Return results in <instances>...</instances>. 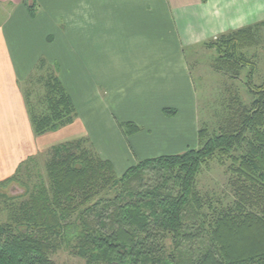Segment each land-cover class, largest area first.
<instances>
[{"label":"trees","instance_id":"trees-1","mask_svg":"<svg viewBox=\"0 0 264 264\" xmlns=\"http://www.w3.org/2000/svg\"><path fill=\"white\" fill-rule=\"evenodd\" d=\"M24 5L35 18L37 6ZM262 28L256 23L205 44L217 55V72L238 79L250 69L249 102L232 98L214 129L200 124L199 148L141 161L119 177L93 141L81 138L51 148L47 183L29 187L20 169L0 182V212L8 208L0 222V264H56L53 256L64 247L86 264H264V81L254 84L257 63L246 54L260 44ZM44 68L46 76L39 73ZM33 75L46 106L42 112L27 89L35 136L72 125L78 112L58 64L41 59ZM163 113L174 117L177 110ZM119 127L126 136L141 131L131 122ZM213 162L229 176L235 198L229 208L198 188ZM13 183L26 185L23 196L1 192ZM204 235L200 254L186 256Z\"/></svg>","mask_w":264,"mask_h":264},{"label":"crops","instance_id":"crops-1","mask_svg":"<svg viewBox=\"0 0 264 264\" xmlns=\"http://www.w3.org/2000/svg\"><path fill=\"white\" fill-rule=\"evenodd\" d=\"M25 1L0 0V182L18 161L56 146L35 136L21 87L41 59L61 66L80 115L58 132L62 143L90 138L122 175L198 145L186 49L264 21V0H29L35 18ZM128 122L142 131L124 135L118 123Z\"/></svg>","mask_w":264,"mask_h":264},{"label":"rangeland","instance_id":"rangeland-1","mask_svg":"<svg viewBox=\"0 0 264 264\" xmlns=\"http://www.w3.org/2000/svg\"><path fill=\"white\" fill-rule=\"evenodd\" d=\"M259 36L260 44L252 49H249L248 52L246 51L247 57L257 63V68L254 72L255 76L253 81L256 85H260L264 81V28L261 29ZM206 43L201 44L200 46H193L194 48H187L185 53L189 63L190 74L194 84L196 99L198 101L197 106L199 115V127L200 124H203L210 129H214L217 124L216 121H218L222 114L225 112V107L232 98L239 97L245 103L249 102V95L247 90V76L250 69L244 70L238 79L231 78L226 74L217 72L214 69V60L216 59L217 55L214 50H210L206 47ZM43 59L47 61L45 58ZM36 67L37 65L32 70V77H29L25 82H23L21 84V87L23 94L27 93V89H29V91H32L31 101L36 104L43 112L44 109H46V106L44 103L42 104L41 102L44 98L45 90L43 85L37 81V76L33 75L36 73ZM58 67L59 76H61V66L58 64ZM45 68L41 69L39 72L44 76H46V72H48ZM30 78L35 79H33L34 81H32ZM74 79H78L76 81L80 85L79 92L82 93V79L79 78L78 75H76ZM237 91L239 92L238 95L236 94ZM79 116L80 115H78L76 121L72 125H68L63 129L73 127L74 124L79 120ZM87 127L89 128L90 126H88L87 124ZM95 130V125L89 128L90 133H92V131L94 132ZM120 130L123 133V130ZM59 131L47 133L43 135L42 138L51 145H58L65 141V136H61L62 133H58ZM197 148H199V142L195 149ZM50 150L51 148L48 150H41L40 152L38 151V153L34 154L33 156L25 158L26 160L23 161L22 159L18 161L14 171L10 174L9 178L16 175V173L20 169V173L18 172V175H22L23 179L21 178V175L20 178L23 180L24 183L29 185V187L34 188L35 186L40 185L42 182L47 183L48 174L46 171V162L48 161ZM138 163H136L134 166H136ZM122 175L118 176L121 177ZM228 181L229 176L226 173L225 168L221 167L217 162H213L209 166V168L205 169L202 175L199 177L198 188L203 197H205L206 200H210L212 203L215 204V206H217L218 204V207L220 209L229 208L233 205L235 198L232 193V190L229 187ZM25 191L26 185H20L17 183H13L9 185L6 189L1 190V192L5 193L8 197L23 196ZM207 210L208 206H206V211ZM7 215L8 208L3 206V209L0 212L1 223L7 220ZM205 236L206 235H204L199 241L196 240L192 244V247H190L191 249L189 250V252H187L188 254H186V256H188L189 258H195L200 254L202 244L204 243L203 239H206ZM53 259L56 264H86L85 260L80 259L79 257H76L72 254L71 247H64L62 250H60L53 256Z\"/></svg>","mask_w":264,"mask_h":264}]
</instances>
